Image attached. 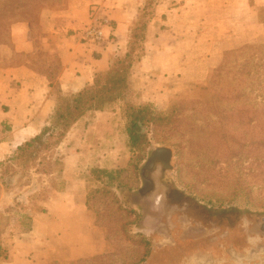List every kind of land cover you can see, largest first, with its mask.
<instances>
[{"label":"crops","instance_id":"crops-1","mask_svg":"<svg viewBox=\"0 0 264 264\" xmlns=\"http://www.w3.org/2000/svg\"><path fill=\"white\" fill-rule=\"evenodd\" d=\"M145 2L70 0L65 9L43 11L39 24L12 25L9 42L0 44V162L47 125L56 106L53 81L63 93H76L126 53L131 25ZM259 8L264 9V0H158L145 55L130 77L135 99L165 108L189 84L203 82L224 52L261 40ZM103 15L110 20L104 41H85L80 30ZM114 113L89 111L68 132L63 143L83 149L63 158L67 185L43 201L45 211L30 214L29 227L1 216L0 264H73L98 252L101 241L87 209L94 181L84 172L122 162L123 155L112 149L115 136L105 135L115 130ZM121 136L126 142L127 135ZM120 143L115 148L125 151ZM101 148L111 152L104 156ZM16 196L0 179L1 214Z\"/></svg>","mask_w":264,"mask_h":264},{"label":"rangeland","instance_id":"rangeland-1","mask_svg":"<svg viewBox=\"0 0 264 264\" xmlns=\"http://www.w3.org/2000/svg\"><path fill=\"white\" fill-rule=\"evenodd\" d=\"M69 3L70 0H65L53 8L39 9L26 19L39 24L43 11L65 9ZM258 11L261 21H264V9L259 8ZM262 42L264 37L252 43ZM229 52L222 54L220 62L208 71L203 82L189 84L162 109H168L179 96L189 95L196 86L206 83ZM128 97L137 101L132 88ZM122 105V101H117L105 109L117 112L112 114L114 132L109 130L105 135L111 136L110 138L115 136L116 143L112 142V149L116 155H123L122 162L119 165H112L113 167H100L114 172L122 171L115 172L112 176L102 174L100 179L94 177L91 172L93 168L99 166L94 165L84 172L86 177L94 181L88 193L87 209L89 217L97 226L101 246L96 254L80 258L73 264H264V235L258 229L253 233L255 236H252L254 238L251 241L247 240L246 232L239 233L236 236L238 248L233 250V245L229 244L228 247L232 248L230 251L222 253L216 250L214 254L218 258L214 260L199 259L195 256L190 258L196 253L211 252L207 250V246H203L201 250L191 248L199 239L206 240V237L213 236L211 221L223 222V227H227V222H230L229 227L240 222L244 225L238 227L240 230L248 227L253 220L258 222L259 227L264 225V147L258 149L257 155L255 148L252 147L236 146L232 153L225 151L224 146L221 148L216 143H193L194 147L204 148L196 150L195 156L189 147L183 148L179 162L174 146L157 142L150 134L147 143L131 149L128 136L126 142L121 136L122 133L127 135ZM179 139L174 137L173 140L179 142ZM120 142L122 145L126 144L125 151L115 148L117 144L121 145ZM160 146H168L173 150L172 168L161 170L160 163L156 165L152 176L156 181L160 179L161 183H164L163 187L158 186L150 198H143L142 168L152 151ZM91 148L89 150L93 155L94 148ZM82 149L68 141L57 149V155L63 158L68 155L72 157L76 151ZM84 151L86 152V148ZM98 151L99 154L103 152L104 156L111 152L108 148H101ZM257 156L261 158L259 163L255 160ZM14 168V171L7 173L6 166L0 167V179L6 183L3 185L17 194L14 204L6 213H0V219L1 216H4L3 219L10 218V221L11 217L19 219V224L10 222L13 224L11 228H17V224L23 226L24 222L27 223L28 216L37 213L45 199L67 185L64 173L47 176L41 170L43 167L39 165L28 171L19 166ZM259 170L263 171L261 175L253 174ZM166 185L170 190H177L183 195L178 202L180 208L177 210L166 207L162 200H158V196L160 199L164 195L163 189ZM199 221H203L204 224ZM205 225L208 228H205ZM1 229L3 228L0 227V239L3 237ZM233 251L238 253V257L232 255ZM225 252L229 254L226 255Z\"/></svg>","mask_w":264,"mask_h":264},{"label":"trees","instance_id":"trees-1","mask_svg":"<svg viewBox=\"0 0 264 264\" xmlns=\"http://www.w3.org/2000/svg\"><path fill=\"white\" fill-rule=\"evenodd\" d=\"M64 1L0 0V44L9 42L14 23H32L26 19L32 13ZM157 2L146 0L131 25L126 53L116 56L107 69L97 72L92 83L71 94L63 93L54 81L51 83L56 106L47 125L19 145L5 162H0V167L6 166L8 173L14 171L15 166L28 171L39 165L47 176L62 174L63 156L57 155V149L74 124L89 111L105 110L117 101L123 103L125 131L131 149L143 146L151 134L157 142L174 146L179 162L183 148L189 147L193 156L197 155L196 150L204 148L194 147L193 143H216L232 153L236 146L252 147L258 155V149L264 147V42L247 43L229 50L231 52L228 51L206 83L196 86L189 95L179 96L166 110L128 97L131 73L145 55L148 26L155 16ZM174 137L181 140L174 142ZM255 160L259 163L261 158L257 156ZM91 172L97 179L102 174L115 173L100 167ZM262 173V170L253 172L254 175ZM39 211H45L44 207ZM28 218L23 224L27 227L31 225V216Z\"/></svg>","mask_w":264,"mask_h":264},{"label":"flooded vegetation","instance_id":"flooded-vegetation-1","mask_svg":"<svg viewBox=\"0 0 264 264\" xmlns=\"http://www.w3.org/2000/svg\"><path fill=\"white\" fill-rule=\"evenodd\" d=\"M159 163H160L161 170H163L164 169L163 163L162 162H159ZM159 163L154 164L151 168L145 169V171L143 172L145 178H147V181L149 182V189L145 192H141L143 195V198H150V196H152L153 193L157 191V189L159 188L158 186L163 187L164 183L162 184L160 179L156 181L152 176V172L156 170V165ZM163 190H164L163 191L164 195L160 199H159L160 196H158V200L160 201L162 200L165 206L171 208L172 210H177L178 208H180V205L178 204V202H180V200L183 197L182 193H180L177 190H173V189L170 190L167 185L165 186V189ZM182 207L186 208V206H182ZM199 222L204 224L203 221H199ZM210 223L212 224L210 228H212L211 233H213L212 234L213 236H210L209 238L206 237L207 242L206 240L199 239V241L194 242V245H192L191 248H193L194 250H201L203 246H207L208 248L207 250L211 252L210 253H196V255H193L190 258L195 256V258H199V259L208 258V259L214 260L218 258V256L214 254V251L218 250L222 253L223 251H230L232 248L228 247L229 244H232L233 250H235L238 248L237 245H239L238 240L236 239V236L242 232H246L248 234V237H247L248 241H251L254 238L252 236H255L253 235V233L257 232V229L260 232H262V234L264 235V225L259 227L258 222H256L255 220L251 221L250 225L244 228V230H240L238 228L239 226H244L240 222H236V224L231 225V227H229L230 222H227L228 224L227 227H223V222H219L217 220L211 221ZM205 228H208V227H206L205 225ZM225 254L228 255L229 253L225 252ZM200 255L203 257H201ZM232 255L234 257H238V253L236 251H233Z\"/></svg>","mask_w":264,"mask_h":264},{"label":"water","instance_id":"water-1","mask_svg":"<svg viewBox=\"0 0 264 264\" xmlns=\"http://www.w3.org/2000/svg\"><path fill=\"white\" fill-rule=\"evenodd\" d=\"M173 150L168 146H160L155 148L149 158L146 160L142 171L144 172L145 169L151 168L154 164L162 162L164 165V170L172 168V158H173ZM143 176V188H141V192H145L149 189V182L147 178Z\"/></svg>","mask_w":264,"mask_h":264},{"label":"built area","instance_id":"built-area-1","mask_svg":"<svg viewBox=\"0 0 264 264\" xmlns=\"http://www.w3.org/2000/svg\"><path fill=\"white\" fill-rule=\"evenodd\" d=\"M110 25V20L106 15L96 18L91 24L86 25L80 31L83 38L87 42L91 43H101L105 39L104 26ZM4 130L3 126L0 124V132Z\"/></svg>","mask_w":264,"mask_h":264}]
</instances>
